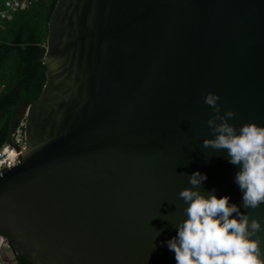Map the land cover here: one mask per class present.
I'll use <instances>...</instances> for the list:
<instances>
[{"label":"water","instance_id":"water-1","mask_svg":"<svg viewBox=\"0 0 264 264\" xmlns=\"http://www.w3.org/2000/svg\"><path fill=\"white\" fill-rule=\"evenodd\" d=\"M43 62L40 96L14 117L19 163L0 169L17 264H176L188 176L241 201L238 167L203 145L204 97L237 127L264 125V0H58ZM241 210L264 221V204Z\"/></svg>","mask_w":264,"mask_h":264},{"label":"clouds","instance_id":"clouds-1","mask_svg":"<svg viewBox=\"0 0 264 264\" xmlns=\"http://www.w3.org/2000/svg\"><path fill=\"white\" fill-rule=\"evenodd\" d=\"M219 100L215 92L204 97L215 115L207 121L213 135L203 145L226 152L229 163L238 167L234 183L241 201L230 202L229 194L204 190L207 173L196 170L179 192L185 218L166 244L176 264H264V237L258 235L264 221L241 210L264 204V125L248 121L237 127L230 122L235 111L222 113Z\"/></svg>","mask_w":264,"mask_h":264},{"label":"trees","instance_id":"trees-1","mask_svg":"<svg viewBox=\"0 0 264 264\" xmlns=\"http://www.w3.org/2000/svg\"><path fill=\"white\" fill-rule=\"evenodd\" d=\"M57 1L36 0L0 22V148L17 136L21 137L19 144L25 143V124L14 117L22 104L40 96L46 84L43 57ZM4 2L0 0V10ZM19 264L34 263L19 254Z\"/></svg>","mask_w":264,"mask_h":264},{"label":"built area","instance_id":"built-area-1","mask_svg":"<svg viewBox=\"0 0 264 264\" xmlns=\"http://www.w3.org/2000/svg\"><path fill=\"white\" fill-rule=\"evenodd\" d=\"M36 0H5L0 10V22L10 19L16 11L28 8ZM19 163V154L12 143H6L0 148V169L14 166ZM4 248H9L8 239L0 234V254Z\"/></svg>","mask_w":264,"mask_h":264},{"label":"crops","instance_id":"crops-1","mask_svg":"<svg viewBox=\"0 0 264 264\" xmlns=\"http://www.w3.org/2000/svg\"><path fill=\"white\" fill-rule=\"evenodd\" d=\"M0 264H17L15 257L9 248H4L3 254H0Z\"/></svg>","mask_w":264,"mask_h":264},{"label":"rangeland","instance_id":"rangeland-1","mask_svg":"<svg viewBox=\"0 0 264 264\" xmlns=\"http://www.w3.org/2000/svg\"><path fill=\"white\" fill-rule=\"evenodd\" d=\"M22 120H23V122L25 123V118H23ZM20 139H21V137H20V136H17V137H15L14 141L18 143V142L20 141ZM24 144H25V143H23V144H21V145H24Z\"/></svg>","mask_w":264,"mask_h":264}]
</instances>
